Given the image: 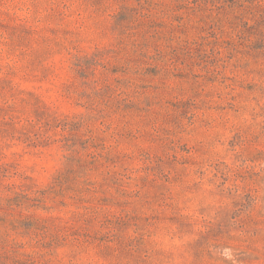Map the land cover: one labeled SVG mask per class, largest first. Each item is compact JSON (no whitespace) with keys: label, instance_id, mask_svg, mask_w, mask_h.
<instances>
[{"label":"rangeland","instance_id":"obj_1","mask_svg":"<svg viewBox=\"0 0 264 264\" xmlns=\"http://www.w3.org/2000/svg\"><path fill=\"white\" fill-rule=\"evenodd\" d=\"M0 264H264V0H0Z\"/></svg>","mask_w":264,"mask_h":264}]
</instances>
